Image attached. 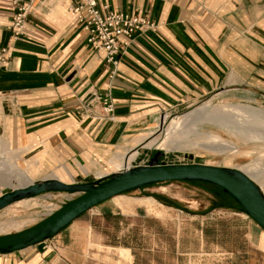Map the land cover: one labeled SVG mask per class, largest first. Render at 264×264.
I'll list each match as a JSON object with an SVG mask.
<instances>
[{
  "label": "crops",
  "instance_id": "0c3cea01",
  "mask_svg": "<svg viewBox=\"0 0 264 264\" xmlns=\"http://www.w3.org/2000/svg\"><path fill=\"white\" fill-rule=\"evenodd\" d=\"M12 1L0 0V46L10 56L0 67V153L54 173L46 179L90 183L121 172L165 115L220 90L245 100L264 93V0H100L101 9L155 24L121 47L117 64L88 44L73 11L81 0H35L19 38L11 28ZM107 96L112 115L104 113ZM129 148L133 154H122ZM258 181L264 185V176ZM132 200L138 211L147 198ZM104 204L50 240L0 254V264H84L92 236L99 237L91 226L137 215ZM247 235L264 258V229L250 219ZM130 251L120 248L119 258Z\"/></svg>",
  "mask_w": 264,
  "mask_h": 264
},
{
  "label": "rangeland",
  "instance_id": "374dc122",
  "mask_svg": "<svg viewBox=\"0 0 264 264\" xmlns=\"http://www.w3.org/2000/svg\"><path fill=\"white\" fill-rule=\"evenodd\" d=\"M258 95L245 100L228 98L221 90L217 91L190 108L165 115L162 128L156 125L138 151L129 148L122 154L136 152L130 168L149 165L153 155L160 151L164 154L161 165L242 169L259 183V177L264 176V93ZM155 138L152 146H146ZM43 170L33 161L22 165L13 155L0 153V196L36 180L53 178L54 173ZM80 196V193L48 192L14 204L0 211V236L33 227ZM157 196L180 203L182 209L168 206ZM134 198H147L141 203L145 207L137 211ZM121 199L116 206L112 200L104 205L116 212H137V215L118 216L102 228L96 223L91 226L99 237L92 236L84 264L264 263L247 235L251 218H246L245 213L242 214L245 217L237 215L234 209L218 208L224 204L223 196L214 187L165 182L134 190ZM148 205L156 211L151 213ZM91 213L77 221L89 220ZM120 248L131 250L127 259L119 258Z\"/></svg>",
  "mask_w": 264,
  "mask_h": 264
},
{
  "label": "water",
  "instance_id": "95a60500",
  "mask_svg": "<svg viewBox=\"0 0 264 264\" xmlns=\"http://www.w3.org/2000/svg\"><path fill=\"white\" fill-rule=\"evenodd\" d=\"M158 155L160 156L157 159ZM163 156L158 151L149 165L113 173L90 183L66 184L56 179H46L0 196L1 211L17 201L48 192L82 194L39 224L17 233L0 236V254L21 251L50 240L83 214L125 192L171 181H202L223 188L264 229V193L243 172L198 164L161 165L159 162Z\"/></svg>",
  "mask_w": 264,
  "mask_h": 264
},
{
  "label": "built area",
  "instance_id": "2783aa9c",
  "mask_svg": "<svg viewBox=\"0 0 264 264\" xmlns=\"http://www.w3.org/2000/svg\"><path fill=\"white\" fill-rule=\"evenodd\" d=\"M34 1H12L16 14L11 28L16 38L23 34ZM99 3L100 0H81L73 11L83 29L88 32V44L95 50H105L108 63L117 64L116 56L120 54L121 47H128L137 32L143 28L154 29L155 24L143 16L109 11L107 6L101 9ZM9 58L7 49L0 46V67L7 65ZM103 102L104 113L112 115L114 106L109 97H105Z\"/></svg>",
  "mask_w": 264,
  "mask_h": 264
},
{
  "label": "trees",
  "instance_id": "16d2710c",
  "mask_svg": "<svg viewBox=\"0 0 264 264\" xmlns=\"http://www.w3.org/2000/svg\"><path fill=\"white\" fill-rule=\"evenodd\" d=\"M173 182L200 183L202 185H208V186L214 187V188L220 190V192H221V194L223 196L222 202L224 204L219 205L218 208L220 207V208H226V209H234L235 211H237L239 213H245V211L243 210V208L234 200V198L230 194L226 193L221 187H218V186L213 185V184H210V183L202 182V181H171V182H168V183H173ZM154 185H156V184L146 185V186H143L142 188H146V187H150V186H154ZM139 189H141V188H139ZM134 190H137V189H134ZM134 190L125 192L124 194H128V193H130V192H132ZM124 194H122V195H124ZM156 198L159 199V201H163L168 206H172V207H175V208L182 209L181 208L182 205L180 203L176 202V201L164 200L163 198H161L159 196H157ZM233 205H235L236 207H233ZM215 208H217V207H215ZM192 214H197V213H192ZM70 225L66 226L61 231H63L64 229L68 228Z\"/></svg>",
  "mask_w": 264,
  "mask_h": 264
},
{
  "label": "bare ground",
  "instance_id": "6f19581e",
  "mask_svg": "<svg viewBox=\"0 0 264 264\" xmlns=\"http://www.w3.org/2000/svg\"><path fill=\"white\" fill-rule=\"evenodd\" d=\"M162 125H164V117H163V119H162V121H161V128H162ZM219 168V167H218ZM128 169H131L130 167H126L123 171H125V170H128ZM231 169V168H230ZM241 171V170H240ZM122 172V171H121ZM242 172V171H241ZM244 173V172H243ZM245 174V173H244ZM245 175H247V174H245ZM248 176V175H247ZM249 177V176H248ZM250 178V177H249ZM251 179V178H250ZM253 180V179H252ZM254 181V180H253ZM255 182V181H254ZM219 187V186H218ZM19 188H22V187H19ZM16 189H18V188H16ZM223 189V188H222ZM224 190V189H223ZM262 190V189H261ZM263 191V190H262ZM229 194V193H228ZM231 195V194H230ZM232 196V195H231ZM233 197V196H232ZM234 198V197H233ZM29 199H32V198H28V199H24V200H20V201H17V202H15V203H13L12 205H14V204H17V203H20V202H24V201H27V200H29ZM235 200V199H234ZM236 201V200H235ZM239 204V203H238ZM12 205H10V206H12ZM10 206H8V207H10ZM8 207H6V208H8ZM5 208V209H6ZM4 210V209H3ZM59 210V209H58ZM57 210V211H58ZM2 211V210H1ZM245 214L249 217V218H251L252 219V217H250L246 212H245ZM255 223H257L254 219H252ZM39 224V223H38ZM258 224V223H257ZM260 226V225H259ZM261 227V226H260ZM262 228V227H261ZM25 230V229H24ZM23 231V230H22ZM20 232V231H19ZM17 233V232H16Z\"/></svg>",
  "mask_w": 264,
  "mask_h": 264
},
{
  "label": "flooded vegetation",
  "instance_id": "af4514ba",
  "mask_svg": "<svg viewBox=\"0 0 264 264\" xmlns=\"http://www.w3.org/2000/svg\"><path fill=\"white\" fill-rule=\"evenodd\" d=\"M155 154H156V153H155ZM155 154H154V155H155ZM154 155H153V157H152V158H154Z\"/></svg>",
  "mask_w": 264,
  "mask_h": 264
}]
</instances>
